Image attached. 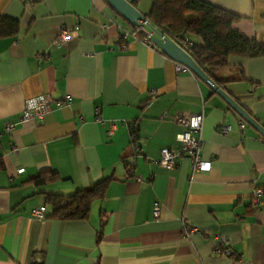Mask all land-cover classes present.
I'll list each match as a JSON object with an SVG mask.
<instances>
[{"label": "crops", "instance_id": "0c3cea01", "mask_svg": "<svg viewBox=\"0 0 264 264\" xmlns=\"http://www.w3.org/2000/svg\"><path fill=\"white\" fill-rule=\"evenodd\" d=\"M127 1L143 15L151 6ZM205 1L239 16L234 28L243 35L264 41V0ZM0 16L19 23L15 36L0 39V264H264V137L244 121L240 127L222 98L147 46L106 0H0ZM75 25V36L54 43L59 29ZM217 77L264 126V55L229 56ZM42 93L52 99L49 112L17 122L24 101ZM65 95L69 104L57 105ZM179 114H202L208 172L192 171L184 157L172 170L159 164L161 148L178 146ZM8 122L15 124L6 132ZM39 174L48 179L35 185ZM104 177L112 178L85 219L49 217L47 195ZM255 188L262 189L257 204ZM39 206L45 217L35 219ZM214 236L227 238L230 254L216 252Z\"/></svg>", "mask_w": 264, "mask_h": 264}, {"label": "trees", "instance_id": "16d2710c", "mask_svg": "<svg viewBox=\"0 0 264 264\" xmlns=\"http://www.w3.org/2000/svg\"><path fill=\"white\" fill-rule=\"evenodd\" d=\"M150 1V9L144 15L149 24L181 46L197 66L218 85L221 79L217 77V71L227 65L229 56L264 55V41L248 38L236 30L234 23L240 17L232 12L205 0ZM18 30L19 23L16 19L0 16V39L13 37ZM243 79L241 75L239 80ZM241 107L251 115L247 109ZM130 134L131 142L136 141L137 128L134 124H130ZM132 166L130 161L124 162L128 171L132 170ZM2 167L3 162L0 159V169ZM53 175L50 173L49 179ZM111 178L104 177L94 185L77 189L69 195H47L44 204L50 206L49 217L61 220L85 219L91 202L102 197L106 183ZM46 179L48 178L39 174L33 178V183L42 185Z\"/></svg>", "mask_w": 264, "mask_h": 264}, {"label": "built area", "instance_id": "2783aa9c", "mask_svg": "<svg viewBox=\"0 0 264 264\" xmlns=\"http://www.w3.org/2000/svg\"><path fill=\"white\" fill-rule=\"evenodd\" d=\"M79 29V25H75L72 30L61 28L58 31L57 37L54 40L55 44H63L70 40L72 36H75ZM135 33H143V42L152 48H156L152 43V36L158 37L161 41L167 36L159 32L155 27L151 26L147 19L139 21V26L135 27ZM168 38V37H167ZM181 47V46H180ZM182 48V47H181ZM176 68L179 71H189L182 65L176 63ZM52 99L48 93H42L37 96L28 98L24 101L20 114L17 116V122L29 120V119H42L43 116L49 112L50 103ZM70 102V96L65 95L62 99L56 101L57 105H66ZM96 120L100 121L99 110H95ZM173 121L184 127V130L176 135V142L178 146L176 148L163 147L159 151V164L168 170H172L175 167V160L178 157L186 158L191 166L192 171L208 172L211 168V162L204 160L200 155V128L202 123V114H179L173 118ZM15 122H8L4 125V131L8 132L12 129ZM239 126H243V121L239 120ZM114 128V122H110V130L108 134H111ZM221 133L228 132L227 126L220 127ZM131 150L136 153L139 149L135 141L130 143ZM15 150V149H13ZM132 164V161H130ZM262 193V189H253L251 200L254 204L259 202V196ZM160 212V205L157 202L153 203L152 215L154 218L158 217ZM32 216L35 219H42L45 217V206H39L32 209ZM185 230L188 233H193L196 228L186 226ZM213 239L217 242L216 252L228 255L230 250L228 248V240L224 236H214ZM38 258H34L31 263H37Z\"/></svg>", "mask_w": 264, "mask_h": 264}, {"label": "water", "instance_id": "95a60500", "mask_svg": "<svg viewBox=\"0 0 264 264\" xmlns=\"http://www.w3.org/2000/svg\"><path fill=\"white\" fill-rule=\"evenodd\" d=\"M108 5L123 19L134 27L139 26V21L145 20L143 14H141L135 6L127 0H106ZM152 43L161 52L167 55L170 59L176 63L182 65L194 74L198 79L209 86L223 101L241 118L242 121L250 125L256 130L262 137H264V126H261L259 122L249 115L231 96H229L217 83L209 78L194 62L192 57L177 43L169 38H164L161 41L158 37L152 36Z\"/></svg>", "mask_w": 264, "mask_h": 264}]
</instances>
